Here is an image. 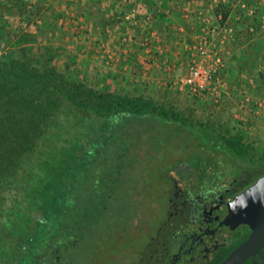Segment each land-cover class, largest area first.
<instances>
[{
	"label": "rangeland",
	"instance_id": "rangeland-1",
	"mask_svg": "<svg viewBox=\"0 0 264 264\" xmlns=\"http://www.w3.org/2000/svg\"><path fill=\"white\" fill-rule=\"evenodd\" d=\"M94 1L0 0V57L9 58L16 51H24L33 65L41 70L51 65L71 81L100 92L123 94L102 90L93 79L87 80L91 74L90 65L84 60L88 54L86 37L91 30L99 31L101 26L99 22L91 21V13L87 10L89 3ZM141 8L119 9V14L125 17L120 18L119 23H113L119 27L123 23L124 30L120 32L124 38L128 39L132 28L145 37L153 32L150 15L147 16ZM172 11L177 17L173 31L182 26V32L186 33L189 26L193 34H188L187 49L191 53L184 60L186 71L178 76L176 84L168 87V91L161 92V98L155 104L169 115L162 123L155 119L139 120L129 128L130 134L118 133L117 146L119 141L122 144L103 164L101 180L93 187L91 193L94 191L95 195L88 204L84 205V201L81 205L80 200L69 201L73 212L67 216L56 214V219L50 220L49 229L40 222L47 223L48 218L43 213L36 215L39 228L35 233L41 235L36 264H106L108 256L116 254L119 258L131 252L143 235L142 224L153 220V214L158 213L168 196L170 178L176 181L188 179V171L199 170L201 165L207 164V158L201 154L213 146L225 147L222 138H234L236 142L237 138H242L241 149L247 158L246 163L264 165V93L259 92L264 91V77H259V86L252 83L259 92L252 96L244 94L245 88L241 92L230 90L225 82L219 83L218 76L227 66L228 43L235 38L234 27L242 33L236 45H241L244 36L259 30L264 35V0L263 3L259 0H175ZM191 17H196L198 22L193 19L187 26L186 21ZM204 37L208 50L220 59V69L211 87L194 93L182 81L194 66L197 60L195 49ZM96 41V48L102 46L98 38ZM124 43L129 42L125 40ZM54 123L72 140L91 132L63 110ZM207 140L209 145L205 144ZM106 152L111 155L110 150ZM29 156L25 153L23 157L27 159ZM30 173L29 165L20 166L8 187V201L0 200L1 260L11 258L7 249L10 233H23L16 229L15 214L9 210L14 207L15 200L26 201ZM91 255H105L104 262L93 263ZM55 260L59 262L55 263Z\"/></svg>",
	"mask_w": 264,
	"mask_h": 264
},
{
	"label": "trees",
	"instance_id": "trees-1",
	"mask_svg": "<svg viewBox=\"0 0 264 264\" xmlns=\"http://www.w3.org/2000/svg\"><path fill=\"white\" fill-rule=\"evenodd\" d=\"M23 52L0 57V200L8 201V187L20 166L31 168L26 201L15 200L9 210L15 214L16 229L23 233H10L7 249L11 258H0V264H36L41 244V235L35 233L39 228L36 215L43 213L48 218L47 223L40 222L49 229L56 214L73 212L69 201L88 204L95 195L91 193L93 187L101 180L103 164L122 144L119 141L117 146L118 133L130 134L129 128L139 120L162 123L169 115L151 99L100 92L71 81L51 65L41 70ZM61 110L82 122L90 134L69 139L54 123ZM85 116L88 119L82 120ZM222 139L225 147L212 149H225L247 161L242 138H237L238 142ZM205 142L209 145L208 140ZM25 153L30 155L27 159Z\"/></svg>",
	"mask_w": 264,
	"mask_h": 264
},
{
	"label": "flooded vegetation",
	"instance_id": "flooded-vegetation-1",
	"mask_svg": "<svg viewBox=\"0 0 264 264\" xmlns=\"http://www.w3.org/2000/svg\"><path fill=\"white\" fill-rule=\"evenodd\" d=\"M201 155L207 164L200 172L188 171L184 181L170 178L168 196L153 220L142 224L137 246L119 258L108 256L106 264H222L250 239L254 228L243 220L256 224L264 186L261 196L253 195L241 207L237 202L264 177V165L242 162L225 149ZM104 257L90 259L104 262ZM244 264H264V247Z\"/></svg>",
	"mask_w": 264,
	"mask_h": 264
},
{
	"label": "crops",
	"instance_id": "crops-1",
	"mask_svg": "<svg viewBox=\"0 0 264 264\" xmlns=\"http://www.w3.org/2000/svg\"><path fill=\"white\" fill-rule=\"evenodd\" d=\"M127 1L95 0L89 3L87 10L91 13V21L99 22L101 26L99 31L91 30L86 37L85 45L88 48V54L84 60L90 65L89 74H91V78L87 80L93 79V82L102 90L144 97L157 103L161 98V92L168 91V87H172L173 83L176 84L175 80L178 76L186 71L184 60L188 53H191L187 49V43L190 40L188 34H193L190 33L191 27L187 23L192 22L193 19L198 22V19L191 17L186 21L190 30L186 29V33L182 32V26L173 31L172 27L177 25L175 24L177 17L172 11L175 0ZM259 1L263 3V0ZM134 7L139 9L142 7L141 10L147 13V16L150 15L153 32L148 33V37L136 32V28H132L126 39L120 32L123 29V23H120V27L114 24L125 17L119 14L120 8L130 10ZM111 16L113 19L110 18ZM118 28L120 29L117 30ZM233 29L235 38L228 43L227 66L218 75L219 83L225 82L230 90L234 89V92H241L245 88L244 94L253 96L255 92H262L263 95V90L257 91V86L260 85L257 84L258 79L264 77L263 32L259 30L253 35L248 34V37H243L241 45H236L242 33L238 28ZM97 38L102 44L98 47L99 49L96 48ZM125 40L129 43L125 44ZM159 44L162 46L160 47ZM156 46L159 47L155 49ZM158 49L161 50L160 53ZM254 82L257 86L252 87Z\"/></svg>",
	"mask_w": 264,
	"mask_h": 264
},
{
	"label": "built area",
	"instance_id": "built-area-1",
	"mask_svg": "<svg viewBox=\"0 0 264 264\" xmlns=\"http://www.w3.org/2000/svg\"><path fill=\"white\" fill-rule=\"evenodd\" d=\"M195 50L197 60L194 61V66L188 71L182 83L184 86L188 87L190 91L200 93L203 89L209 88L214 84L217 72L220 69V59H218L217 55H213L208 50L206 37L201 39ZM210 60L214 61V63H210ZM195 96L197 95L195 94ZM246 101L249 102L250 99L247 98Z\"/></svg>",
	"mask_w": 264,
	"mask_h": 264
},
{
	"label": "water",
	"instance_id": "water-1",
	"mask_svg": "<svg viewBox=\"0 0 264 264\" xmlns=\"http://www.w3.org/2000/svg\"><path fill=\"white\" fill-rule=\"evenodd\" d=\"M264 186V177L259 179L258 183L247 193L240 196L237 204L240 205L246 199L252 197L253 195H259L264 197V194H261L262 187ZM261 194V195H260ZM259 208L256 219V224H253L249 220L245 219L243 222L250 223L254 228V233L250 239L240 246L236 251H234L222 264H244V262L249 259L251 256L255 255L260 251V248L264 247V198L262 204H258Z\"/></svg>",
	"mask_w": 264,
	"mask_h": 264
}]
</instances>
